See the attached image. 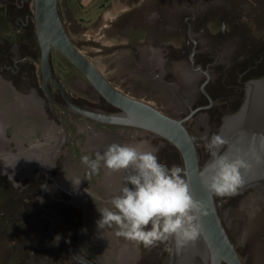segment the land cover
<instances>
[{"label":"flooded vegetation","instance_id":"af4514ba","mask_svg":"<svg viewBox=\"0 0 264 264\" xmlns=\"http://www.w3.org/2000/svg\"><path fill=\"white\" fill-rule=\"evenodd\" d=\"M259 1L101 0L93 18L74 17L65 25L79 49L119 89L140 98L116 81L137 74L146 78L135 80L133 88L151 91L161 85L167 97L157 99L156 106L183 119L202 164L210 157L204 137L210 140L218 134L224 119L243 104L249 83L264 77V38L252 36L244 19L245 12L264 11V0ZM111 11L116 13L113 20L102 24ZM91 24L93 32L102 27L120 42L98 53L89 51L95 40L80 36L87 34ZM103 37L111 38L104 33ZM55 52L59 51L53 48L51 69L65 93L50 78L44 83L34 0H0V77L23 98L14 107L15 113L48 118L45 123L50 132L49 137L22 140L14 132L15 124L10 126L0 117V226L6 232L0 243V264H170L172 241L145 248L117 237L113 255L102 257V244L91 248L86 237L90 205L103 207L107 192L101 186L94 193L91 189L107 169L101 166L98 173L89 175L81 156L94 158L112 143L148 141L145 147L159 148L161 163L185 169L180 151L153 132L75 112L68 100L95 110L116 108L100 94L98 101L75 95L62 69L82 72L59 52L64 64ZM118 182L122 188L124 183ZM216 200L242 263L264 264V183ZM195 264H206L204 256L198 254ZM221 264L230 263L222 260Z\"/></svg>","mask_w":264,"mask_h":264},{"label":"water","instance_id":"95a60500","mask_svg":"<svg viewBox=\"0 0 264 264\" xmlns=\"http://www.w3.org/2000/svg\"><path fill=\"white\" fill-rule=\"evenodd\" d=\"M34 18L42 49L44 83L50 78L65 93V87L51 69V52L56 48L90 81L95 90L116 110H98L78 106L68 100L75 112L109 124L134 126L169 140L180 151L193 196L201 200L208 215L201 218L203 234L193 244L174 252L170 264H195L198 254L206 264H243L230 240L219 211L216 195L202 182L210 171L211 156L201 164L196 142L183 119L164 112L155 104L129 95L115 86L69 35L60 11L59 0H34ZM229 145L239 149L250 167L243 172L244 185L237 193L264 183V77L252 80L241 107L227 116L219 130ZM227 145L221 151L227 150Z\"/></svg>","mask_w":264,"mask_h":264},{"label":"clouds","instance_id":"9594fccd","mask_svg":"<svg viewBox=\"0 0 264 264\" xmlns=\"http://www.w3.org/2000/svg\"><path fill=\"white\" fill-rule=\"evenodd\" d=\"M204 139L211 162L203 184L218 197L237 194L244 185L242 170L250 167L248 160L222 135ZM145 143H112L102 154L96 152L94 158L81 156L89 175L98 173L101 166L109 173H126L124 186L110 199V206L98 208L101 218L97 224L100 229H114L116 236L145 248L172 241L179 250L200 239V221L208 211L193 196L185 169L161 163L159 148L145 147ZM226 145L227 150L222 152Z\"/></svg>","mask_w":264,"mask_h":264},{"label":"rangeland","instance_id":"374dc122","mask_svg":"<svg viewBox=\"0 0 264 264\" xmlns=\"http://www.w3.org/2000/svg\"><path fill=\"white\" fill-rule=\"evenodd\" d=\"M99 1L101 0H59V4L61 6V13H62L64 22L67 23L74 17L78 19L80 18V16H82L85 19L93 18L95 14H97L99 11V8H98ZM253 1L255 3H260L259 0H253ZM80 4H83L84 6L86 5L85 7H87V9L82 8ZM114 14H116L115 11L106 13L104 15V18L101 21L102 24L109 23V21H112L114 18ZM244 19L245 21L247 20L249 23L250 29L252 30V33H251L252 36H254L257 39L264 38V22L262 23V26H259V23L256 24V21H264V11L258 10V11L245 12ZM101 28H96L95 31L93 32V26L91 24L88 27V30L86 32L87 34L80 36L83 39L95 40L96 44L93 45L92 48L88 47V50L93 51L94 53H98L101 49H105L104 47L106 46L110 47L116 42H120V39L118 37H114V35H111L106 31H102ZM100 31H102V33H99ZM103 33L107 37L109 36L111 38L108 41L104 40L105 37L101 38V34ZM54 55L60 58L61 61H63V63L66 64L64 59L60 56L59 52H55ZM62 70L64 73H67V76H68L66 79L67 87L70 88V90H72V92L75 95H85L91 101L99 100V93L95 90L92 84L86 79V77L82 73H80L76 69H72L69 67L64 68ZM58 71L60 70L58 69ZM145 78H146L145 75L137 74V75H134L133 78L128 77V79L127 77H121V78L118 77L116 78V81L120 83L123 87H130L131 91L134 94L140 96V98L147 100L156 105L157 99H160V100L163 99L164 95L165 97H167V94H165L166 92L163 91L161 85L157 87L153 86L151 91H147L145 89H139V87L138 89L133 88L135 85V80L137 79L145 80ZM9 84L10 82L6 81V79H4L3 77H0V117L4 119V121H6V123L10 126L11 124H15L14 132L16 133L17 136H20L22 140L30 141L33 138L38 139L40 137H49L50 132L48 131L47 123H45L47 122L48 118H46L47 120H44V118L42 117L41 119L36 118L37 119L36 120L34 119L33 114L24 113L25 111L22 114L15 113L14 107L17 105L20 99L23 100V98L21 94L18 91H16L14 87H12L11 84H10V87H7V85ZM77 88H81L83 90L78 91ZM78 122L81 125L83 124V122L85 123L84 120H80V119L78 120ZM141 142H144V141L138 140V143H141ZM146 143L145 145H147ZM73 168L75 169V167ZM69 174L76 175L77 173L70 171ZM117 174H119V172L109 173V171L106 170L105 172H103L101 182L96 184L97 187H95L96 185L92 186V189H91L92 193H94L95 189L97 190L99 186H101L102 188L104 187L103 189L107 191L103 198L105 200V203H103V207L110 206L109 205L110 199L114 195H117L118 194L117 191L121 189L120 185L122 183H119L118 181L124 183V177H122L124 173L122 174V172H120L121 174L120 177ZM82 178H86V177H82ZM90 207H91L90 209L91 212H90V217L88 219L89 225H88V230L86 229V237H87L88 243L92 245L91 247L92 249L96 247L97 243L103 245L99 252V254H101V257L102 256H112L113 252L116 249L115 244H116V238L118 236L115 235L114 229H107V228L101 229L102 232L98 229L99 227H98L97 221H99L101 218L98 208H103V207L102 206L98 207V205H96L97 208H95L93 204L90 205ZM2 218L3 217L0 214V224L2 222L1 221ZM5 237H6V232L2 230L0 226V243L1 241L5 240ZM133 243L137 245L135 242Z\"/></svg>","mask_w":264,"mask_h":264}]
</instances>
